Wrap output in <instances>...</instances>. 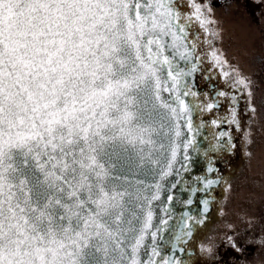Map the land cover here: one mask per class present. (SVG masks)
I'll use <instances>...</instances> for the list:
<instances>
[{
	"label": "snow or ice",
	"instance_id": "obj_1",
	"mask_svg": "<svg viewBox=\"0 0 264 264\" xmlns=\"http://www.w3.org/2000/svg\"><path fill=\"white\" fill-rule=\"evenodd\" d=\"M212 12L208 0L189 11L182 0H0V264H232L245 251L247 233L235 232L188 247L210 190L231 188L216 165L227 157L209 154L236 147L219 131L206 174L183 179L189 150L201 151L194 115L221 107L195 90L199 47L219 36ZM210 56L251 98L252 82ZM216 97L229 114L211 125L239 129L237 94ZM193 197L200 218L170 224V206Z\"/></svg>",
	"mask_w": 264,
	"mask_h": 264
},
{
	"label": "flooded vegetation",
	"instance_id": "obj_2",
	"mask_svg": "<svg viewBox=\"0 0 264 264\" xmlns=\"http://www.w3.org/2000/svg\"><path fill=\"white\" fill-rule=\"evenodd\" d=\"M208 3L216 21L213 30L219 33L212 47L228 61L224 71L238 69L240 74L252 82V96L249 98L243 90L231 88V77L225 78L221 69L214 66L210 56L212 47L201 43L199 52L202 60L200 71L196 73L195 90L201 97L207 93L209 99H219L221 107L213 113L201 114L199 119L194 115V124L200 120L205 123V127L200 130L201 134L197 136L201 151L189 150L194 163L190 172L182 173L183 179L191 182L196 176L206 174L208 158L203 155V150L209 144L216 143L214 136L219 131H228L230 128L232 142L236 147L231 153L222 150L220 153L209 154L212 157H227L228 167L219 160L216 165L231 188L225 190L222 181L210 190L209 218L204 226L196 228L188 247L195 250L199 244L218 242L226 232L247 233L245 251L239 255L229 253L232 264H264V4H258L257 0H208ZM182 4L185 11L190 10V0H182ZM199 31L203 41L204 34L202 30ZM218 91L237 94L239 129L227 124H222L220 128L211 125L212 119L229 114L230 100L216 97ZM251 106L255 107V112L249 111ZM177 195L184 200L188 194L181 192ZM198 197L202 199L204 194L198 193ZM193 199L196 202L192 206L179 203L170 206L174 217L169 221L170 224L176 222L185 211L200 218L202 205L197 197ZM158 214L163 215L159 210ZM163 236L165 241L169 239L167 232ZM201 259L207 261L210 257L205 253Z\"/></svg>",
	"mask_w": 264,
	"mask_h": 264
},
{
	"label": "rangeland",
	"instance_id": "obj_3",
	"mask_svg": "<svg viewBox=\"0 0 264 264\" xmlns=\"http://www.w3.org/2000/svg\"><path fill=\"white\" fill-rule=\"evenodd\" d=\"M254 40V39H253Z\"/></svg>",
	"mask_w": 264,
	"mask_h": 264
}]
</instances>
